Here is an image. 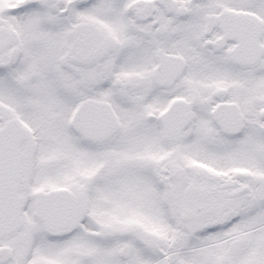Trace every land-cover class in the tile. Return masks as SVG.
I'll use <instances>...</instances> for the list:
<instances>
[{
  "label": "snow or ice",
  "instance_id": "6c2138e0",
  "mask_svg": "<svg viewBox=\"0 0 264 264\" xmlns=\"http://www.w3.org/2000/svg\"><path fill=\"white\" fill-rule=\"evenodd\" d=\"M0 264H264V0H0Z\"/></svg>",
  "mask_w": 264,
  "mask_h": 264
}]
</instances>
